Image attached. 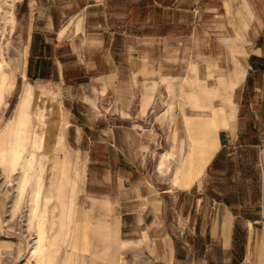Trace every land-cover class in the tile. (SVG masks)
Returning a JSON list of instances; mask_svg holds the SVG:
<instances>
[{
	"label": "crops",
	"instance_id": "obj_1",
	"mask_svg": "<svg viewBox=\"0 0 264 264\" xmlns=\"http://www.w3.org/2000/svg\"><path fill=\"white\" fill-rule=\"evenodd\" d=\"M131 1L18 4L29 18L26 78L67 121L46 133L66 137L54 147L45 142L60 153L57 198L80 197L83 168L89 213L110 220L95 221L91 231H110L115 240L124 238L129 217L159 222L165 201L175 210L189 198L195 236L187 239L190 251L165 237L173 264L204 254L212 238L222 255L209 264H264V34H255L256 24L264 30V0H219L231 32L211 35L192 26L189 0H151L146 15L141 0ZM31 97V88L21 94L12 152L30 140ZM207 201L211 224L203 217ZM3 232L0 203V243Z\"/></svg>",
	"mask_w": 264,
	"mask_h": 264
},
{
	"label": "rangeland",
	"instance_id": "obj_2",
	"mask_svg": "<svg viewBox=\"0 0 264 264\" xmlns=\"http://www.w3.org/2000/svg\"><path fill=\"white\" fill-rule=\"evenodd\" d=\"M126 1L132 5L131 0ZM189 1L194 9L192 26H197L200 33L211 35L212 32H231L227 27V14L219 7V0H208L204 5ZM20 2L0 0V203L4 224L0 264H173L166 253L165 237L177 240L190 251L187 239L195 236L192 221L196 215L191 217L185 214V210L189 213L192 203L189 198L184 201L182 209L177 206L175 210L171 201H165L166 206L159 222L152 217L140 224L129 217L128 231L124 238L117 240L110 239V231L100 228L91 231L95 221L108 224L110 220L103 213H89L88 200L83 193L86 189L81 185L85 171L83 168L79 174L81 183L76 186V192H82L80 197L72 200L69 191L68 197L61 200L57 198L55 182L60 180L61 175H57L56 159L60 153L47 150L45 142L52 143L54 147L62 144L66 137L46 133L64 130L67 121L57 119L61 113L56 110L54 98L41 94L39 85L30 83L26 78L29 18L19 12ZM121 9L123 12L130 10ZM132 9L137 11V8ZM150 9V6H146L141 12L146 15ZM179 18L183 19V16ZM175 29L177 32L182 31L183 24L176 23ZM255 31V34H264L258 24L255 25ZM26 88L32 91L27 109L30 140L22 153H16L12 152L17 138L16 133L12 134L13 130L17 131V127H14L17 121L13 120L21 94ZM47 98L50 99L48 102ZM10 122L12 124H8ZM58 127L59 130H56ZM92 170L95 176L99 175L101 169ZM92 182L95 186L96 178ZM212 211L210 201H207L203 217L204 221L208 218V224L214 220ZM152 225V230L147 231ZM123 240L130 242V245L123 247ZM160 242L163 243V254L159 253ZM217 244L212 238V244L204 254L196 252L190 261L174 264H209L211 256L215 260L222 255L215 247Z\"/></svg>",
	"mask_w": 264,
	"mask_h": 264
},
{
	"label": "trees",
	"instance_id": "obj_3",
	"mask_svg": "<svg viewBox=\"0 0 264 264\" xmlns=\"http://www.w3.org/2000/svg\"><path fill=\"white\" fill-rule=\"evenodd\" d=\"M141 2H142V5H143L142 8L144 9V8H146L147 5L150 4L151 0H141Z\"/></svg>",
	"mask_w": 264,
	"mask_h": 264
}]
</instances>
